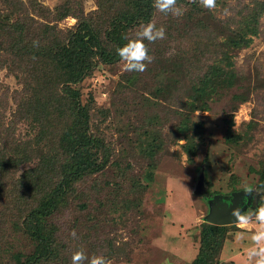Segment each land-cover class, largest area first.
<instances>
[{"label": "rangeland", "instance_id": "374dc122", "mask_svg": "<svg viewBox=\"0 0 264 264\" xmlns=\"http://www.w3.org/2000/svg\"><path fill=\"white\" fill-rule=\"evenodd\" d=\"M176 4L0 0V264H217L194 259L210 200L264 202V0ZM150 21L164 37L123 71L116 47ZM92 155L103 167L72 176Z\"/></svg>", "mask_w": 264, "mask_h": 264}, {"label": "clouds", "instance_id": "9594fccd", "mask_svg": "<svg viewBox=\"0 0 264 264\" xmlns=\"http://www.w3.org/2000/svg\"><path fill=\"white\" fill-rule=\"evenodd\" d=\"M203 7L212 9L215 7V0H200ZM153 6L162 13H172L175 16H182L184 9L176 4V0H153ZM165 35L163 26L157 27L153 22L144 23L138 26L134 38H127V42L116 47V54L123 61V71L142 72L147 67L146 62H150L152 57L149 55L145 41H155L162 39ZM36 44V41H33ZM233 216L239 221L241 227L249 224L250 218L255 217L259 227L255 232L247 236L252 242L251 246L246 249L247 264H264V204H261L251 214H241L239 210L233 211ZM75 236L73 230L71 233ZM246 238L245 232L237 233L238 241ZM88 260V264H110L103 255L86 256L82 250H76L72 253V264H83Z\"/></svg>", "mask_w": 264, "mask_h": 264}, {"label": "trees", "instance_id": "16d2710c", "mask_svg": "<svg viewBox=\"0 0 264 264\" xmlns=\"http://www.w3.org/2000/svg\"><path fill=\"white\" fill-rule=\"evenodd\" d=\"M96 44H97L96 46H98V41L96 42ZM98 49L101 50V51L103 50V48H102L101 45H100V48H98ZM83 54H84V52H80L78 55L79 56H82ZM116 58H117L116 56L115 57H110V59L108 61L116 60ZM215 70L224 73V68L221 67V66L215 68L214 71ZM70 73L72 75L74 74L72 72H70ZM77 73L78 72H75V74H77ZM79 74H80V72H79ZM217 74L222 75L221 73L214 72V76L217 75ZM205 76L206 77H210V73H205ZM71 80H73V78H71ZM226 86L229 87L230 84H228ZM209 96H210V94H209ZM204 105H206V103H204V102L203 103H200V102L197 103L195 105V108L193 109V111L201 110ZM79 141L81 142L79 144V146L81 147L82 151L87 154V153L90 152V150L92 148L95 147V144L97 142V139H96V137H93L91 140H89V139H86V137L82 136V138H79ZM100 167H103V166L101 164H99L96 155H95V159L94 160H93V155H92V162L85 163V162L82 161V163H78V164L76 163L75 170H77V172L75 170H72V171H75L72 174V176L76 175V173L81 174V173H83L86 170H89L91 168L93 169L92 171H94L95 169L100 168ZM64 171L67 172L69 170H64ZM259 181H260L259 182L260 183V187H263V189H264V171H262V173H261V175L259 177ZM60 204L57 203L56 206L53 209H56ZM262 204H264V202ZM41 206H43V204H40L39 207L36 206L34 208V210H33L34 212L36 211V214L37 215L40 214V212H41V209H42ZM231 226H234V225H231ZM226 227H228V226H214V225H210V224H207V223L202 224L201 231H200L199 249H198V253H197V255H196V257L194 259H196L198 261V260L202 259L204 255L205 256L207 255V258H209L210 260H212L211 258H213L216 255L217 256L216 263L218 264L220 262L219 255H220V250H221V247H222V243L227 238V235L225 234L226 233V230H225ZM216 238H220V246L218 247V250H216L213 247H211L210 250H209V252L207 254H206V252L204 253L205 243L207 241H209V240H214Z\"/></svg>", "mask_w": 264, "mask_h": 264}, {"label": "water", "instance_id": "95a60500", "mask_svg": "<svg viewBox=\"0 0 264 264\" xmlns=\"http://www.w3.org/2000/svg\"><path fill=\"white\" fill-rule=\"evenodd\" d=\"M247 200V205L250 202V195L247 191L233 192L229 197L217 196L210 200L209 212L205 217V222L214 226H231L238 222V219L233 216L234 210L245 212L247 205H244L243 200Z\"/></svg>", "mask_w": 264, "mask_h": 264}, {"label": "crops", "instance_id": "0c3cea01", "mask_svg": "<svg viewBox=\"0 0 264 264\" xmlns=\"http://www.w3.org/2000/svg\"><path fill=\"white\" fill-rule=\"evenodd\" d=\"M238 223L239 221L234 225L237 226ZM237 227L239 228V230L232 231V234L229 233L230 236H232L231 237L232 239L231 238L225 239L224 242L222 243L219 260L223 261L224 259L226 260L228 259V261H230L231 264H234V263L237 264L238 262H240L239 264H247V262L240 259V256L237 253H239L242 248L247 249L248 247L251 246L252 242L250 241V239L247 238V236L250 235L252 232H255L257 228L259 227V224L255 220V221H249V224L245 228H241L239 226ZM240 232H245L246 238L238 241L236 239V235L237 233H240Z\"/></svg>", "mask_w": 264, "mask_h": 264}]
</instances>
